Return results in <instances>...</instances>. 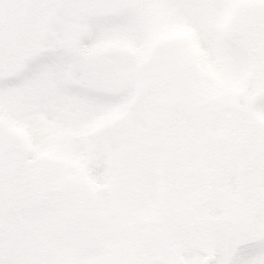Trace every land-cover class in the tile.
I'll return each instance as SVG.
<instances>
[{"label":"rangeland","instance_id":"obj_1","mask_svg":"<svg viewBox=\"0 0 264 264\" xmlns=\"http://www.w3.org/2000/svg\"><path fill=\"white\" fill-rule=\"evenodd\" d=\"M137 2L142 19L131 40L117 38L107 41L105 49L93 48L87 42L90 25L77 27L75 56L92 55L100 63L87 73V85L74 62L68 90L28 95L9 84L27 63L0 66V167L19 173L35 188L48 186L47 192L56 188L60 176L63 182L78 174L75 188L66 186L60 197L54 190L29 204L12 205L10 199L0 204L6 207L0 208V264H204L205 250L196 233L178 217L182 199L193 202L199 196L194 184L206 194L210 263L264 260V157L259 163L248 146L264 141V0ZM58 12L41 23L44 38L35 47H48L51 34L62 31L65 21ZM5 13L15 14L8 4ZM172 73L186 87L181 103L191 107L200 123L193 145L176 146L177 157L167 145L184 134L175 130V137L168 136L172 111L156 108L157 119L149 118L138 99L142 88ZM102 83L113 106L97 99L96 86ZM246 100L252 102L245 110L251 122L228 123L237 112L233 107ZM29 109L35 118L25 119ZM102 127L105 142L98 139ZM117 134L143 140L151 135L152 144L137 150L113 137ZM243 134L245 143L238 141ZM171 161L176 172L167 176ZM6 181L11 179H0V184ZM116 186L132 203L115 192ZM176 196L177 207L169 204ZM58 198L68 209L54 201Z\"/></svg>","mask_w":264,"mask_h":264},{"label":"trees","instance_id":"obj_2","mask_svg":"<svg viewBox=\"0 0 264 264\" xmlns=\"http://www.w3.org/2000/svg\"><path fill=\"white\" fill-rule=\"evenodd\" d=\"M6 4L9 6H12V12L15 14H6L5 13V7ZM54 7V8H52ZM0 32H2L3 36V42L2 46H0V66H10L13 63L16 64H21L22 63V57L20 56V49L22 45L27 41L29 42L30 47H35L38 46L40 41L43 40V28L41 26V23L46 19L47 16L51 15L54 10L55 12H58V17L63 18V20L66 22V18L73 16L74 14L68 13L64 11L63 8H61L59 5H51L47 2V0H3L0 1ZM19 9H21V13L17 14L19 12ZM166 21H168L166 19ZM68 23H71V21H67ZM84 25L85 27L88 26V23L83 22V23H76L73 25L75 29H77L78 26ZM76 35V33L73 35V37ZM73 39V38H72ZM129 39V38H128ZM131 40V39H129ZM107 48L103 47V49ZM109 48V47H108ZM110 48L108 52H110ZM252 51L255 52V50L252 48ZM95 52V51H94ZM74 55L75 52H74ZM109 57H112V53L109 54ZM167 57V58H166ZM163 58H166V60H169V56L165 55ZM262 58V57H261ZM264 64H262L263 66ZM261 66V64H260ZM111 71V70H110ZM87 73H83V77L81 80H83V84L87 85L89 83V75ZM263 75V74H262ZM168 79H162L160 81H157L154 86L150 87H144L140 90L139 94V100H140V105L145 111H142L143 114L149 115V118L153 117L157 119L155 110L156 108H164L166 109L167 112H171L170 116L171 119L173 120L172 127L169 128L167 134L168 136L175 137L174 131L175 130H180L184 134L183 137L178 138V141H170V144L167 145V147H171L173 152L177 153L176 146H179L180 149L181 147L185 146L184 142H188L187 146H191L194 144V141H196L197 135L199 134V127L200 123L195 120V115L190 109L191 107H184L183 104L181 103L183 94L186 92V87L182 79L176 77L174 73L172 75L168 76ZM69 80V79H68ZM88 86H85L83 88V91L81 92L82 96L87 94L86 89ZM105 87H108L107 85H104L102 83L101 85L96 86V91H97V99H106V101L113 106V100L111 98H106L105 97ZM158 89V91H156ZM125 96V95H124ZM158 100H161V102H158ZM88 102V100H87ZM90 103V102H89ZM65 104V102H64ZM125 103H123L124 105ZM161 104L162 107H159L158 105ZM252 102L251 101H245L240 107L234 106L237 110L236 113L232 114L230 121H227L228 123H232L234 126H238L239 124H247L251 121H249L250 117L248 114L245 112L246 109H251ZM160 105V106H161ZM95 106V105H94ZM92 106V107H94ZM92 109V108H91ZM231 109V108H230ZM243 111V113L240 115L239 112ZM215 112H221V111H216ZM49 112V111H48ZM222 113V112H221ZM246 113V115L244 114ZM33 115L32 109H29L25 115V119L28 117H31ZM151 116V117H150ZM35 118V116H32ZM227 117H225L226 119ZM148 121L145 117H143L142 121ZM20 121V119H19ZM79 123L82 124V120L79 119ZM74 123V122H73ZM166 123V122H165ZM195 125L196 128L191 130L190 128H187V125ZM168 127H170V124H168ZM61 127H59V130ZM103 129V130H101ZM226 130V125L223 123L221 126V133ZM147 134V129L145 130ZM99 136L98 139L101 142L107 141L106 135H105V129L102 127L99 130ZM83 134V133H82ZM151 135H147L146 139H141L140 136H130L125 138L124 135L117 134V136H114L118 140H120L122 143L125 145L128 144L131 148L135 146V148L138 149H143L147 150V146L151 145L149 138ZM110 136H108L109 139ZM177 138V137H176ZM231 134L229 133L228 139H231ZM227 139L226 147L231 149L232 145L229 143V140ZM80 141V139H79ZM238 141H241L244 143L247 141L246 136L243 134L240 136V139ZM53 143L56 142V140L52 141ZM251 143L248 144L250 151H252L254 154H256L257 158L259 159V163L262 164V160L264 157V141H260V139H257L256 143ZM261 142V143H260ZM2 143V142H0ZM150 143V144H149ZM156 145V143L154 142ZM106 147H109L108 142H106ZM4 144H0V147L3 148ZM215 147V146H213ZM137 152V151H136ZM136 152L133 151L132 153L136 155ZM143 155V154H142ZM176 155V154H175ZM227 155V154H226ZM225 155V156H226ZM178 156V153L176 157ZM2 157L3 154L0 150V165L2 164ZM31 158H34L31 156ZM134 158L140 159L141 154L137 152V156H134ZM175 158V157H174ZM188 158V157H186ZM223 157V161H224ZM140 163H137V165ZM144 166L143 164H141ZM171 169L169 171H166V175L168 176L169 174H173V172H176L174 164L170 163ZM0 179H11V181H6L1 182L0 184V204L4 203L6 199H10L9 204H29L31 203L32 200L38 199V197H47V193H52L54 190H56L58 196L59 193L62 191L63 193L66 192V186H71L75 188L73 182L75 183V180L77 178L76 173H74L72 177V181H62L61 176L59 177L60 180H56L57 182L56 188H54L52 191L47 192L44 190L48 186L42 188H35L33 186H30L27 184V182H24L20 174L17 172H8L4 170L3 168L0 167ZM120 170V167H118ZM76 172V171H75ZM66 173V172H64ZM165 175V176H166ZM173 177V175H172ZM61 182V183H60ZM194 189H197L199 196L195 201H191L189 199H182V206L180 208V211L178 213V217L180 216L181 223L188 227L191 231H194L197 235L198 238V244L202 246L205 250V263L204 264H211L210 261L212 260L213 257V252L211 248V237H210V225L209 223L205 220V217L203 216V207H204V197H205V190L202 188L197 187L196 184L193 185ZM115 192L120 195L122 199H124L126 202L132 203L133 198L123 192L119 186L115 187ZM114 192V193H115ZM187 194L186 196H188ZM60 197V196H59ZM80 197L79 195H76V199L78 200ZM195 198V197H194ZM54 201H60L63 204L61 205L62 209H68L66 202L64 203V199L58 198L55 199ZM178 197L176 196L175 201L169 200V204L171 205H176L178 206ZM77 204V203H76ZM79 204V203H78ZM175 207V209H176ZM183 207V210H182ZM0 208L5 209L3 206L0 205ZM169 211V210H168ZM174 211L170 212L173 213ZM173 215V214H172ZM119 225H117L118 227Z\"/></svg>","mask_w":264,"mask_h":264},{"label":"snow or ice","instance_id":"obj_3","mask_svg":"<svg viewBox=\"0 0 264 264\" xmlns=\"http://www.w3.org/2000/svg\"><path fill=\"white\" fill-rule=\"evenodd\" d=\"M51 5H59L64 11L74 14L66 18L62 31L51 34L48 47H30L25 42L20 49L27 69L16 73L9 84L18 85L28 95L43 92L57 94L68 90L71 85L67 77L77 63L79 71L88 73L99 69L100 63L92 55L76 57L72 38L76 33V23L90 25L87 42L93 48H102L109 40L117 38H135L142 19V9L137 0H47ZM71 21L68 23L67 21ZM2 27V26H0ZM3 36L0 32V46ZM264 255V248L261 249ZM256 264V262H250ZM264 264V260L260 262Z\"/></svg>","mask_w":264,"mask_h":264}]
</instances>
